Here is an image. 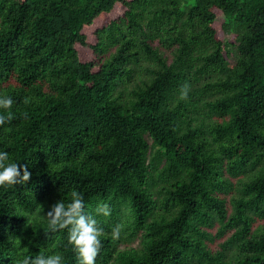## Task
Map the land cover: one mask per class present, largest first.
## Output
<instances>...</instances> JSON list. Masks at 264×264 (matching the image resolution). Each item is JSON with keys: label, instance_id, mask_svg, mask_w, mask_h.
Listing matches in <instances>:
<instances>
[{"label": "trees", "instance_id": "1", "mask_svg": "<svg viewBox=\"0 0 264 264\" xmlns=\"http://www.w3.org/2000/svg\"><path fill=\"white\" fill-rule=\"evenodd\" d=\"M0 96V264H78L73 188L95 264H264V0H0Z\"/></svg>", "mask_w": 264, "mask_h": 264}, {"label": "clouds", "instance_id": "2", "mask_svg": "<svg viewBox=\"0 0 264 264\" xmlns=\"http://www.w3.org/2000/svg\"><path fill=\"white\" fill-rule=\"evenodd\" d=\"M184 94L186 95V92ZM13 102L11 96H0V109H10ZM9 119L10 113L0 114V125ZM31 175L27 164L12 160L7 151L0 150V185L24 184L29 181ZM110 212L111 209L106 203L98 204L95 214L88 212L83 193L73 188L67 202L59 199L45 213L46 229L52 232L66 229L68 244L74 249L78 264H95L103 232V229L97 226L96 215L108 216ZM111 235L113 239L119 238V225L112 229ZM18 264H64V258L59 253L34 257L25 255Z\"/></svg>", "mask_w": 264, "mask_h": 264}, {"label": "rangeland", "instance_id": "3", "mask_svg": "<svg viewBox=\"0 0 264 264\" xmlns=\"http://www.w3.org/2000/svg\"><path fill=\"white\" fill-rule=\"evenodd\" d=\"M89 40H90L91 42H93V40H92L91 38H89ZM88 53H89V55L91 54L90 50L87 52V54H88ZM91 55H92V54H91ZM215 244H216V243H214L213 248H214ZM123 246H124V245H121L120 248L122 249ZM132 246H136V243L132 244L131 247H132Z\"/></svg>", "mask_w": 264, "mask_h": 264}]
</instances>
